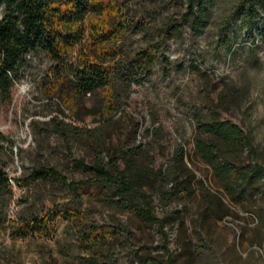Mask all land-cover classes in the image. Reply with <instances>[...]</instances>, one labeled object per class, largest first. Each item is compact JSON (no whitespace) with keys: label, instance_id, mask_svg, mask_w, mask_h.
<instances>
[{"label":"rangeland","instance_id":"obj_1","mask_svg":"<svg viewBox=\"0 0 264 264\" xmlns=\"http://www.w3.org/2000/svg\"><path fill=\"white\" fill-rule=\"evenodd\" d=\"M117 1L123 2L129 25L119 47L127 55L156 47L166 62L141 76L104 120L99 91L79 94L71 109L64 108L66 90L49 92L47 85L62 82L64 87L70 78L54 74L42 53L28 55L11 102L0 110L5 137L0 168L11 179L46 166L68 181H85L91 176L77 169L75 160L92 163L100 146L105 159L122 168V149L134 148L136 161L149 173L144 190L156 215L166 220L175 264H264V19L245 25L241 0H211L207 27L194 34L184 20L185 0ZM87 40L88 34L83 43ZM113 81L119 85L117 77ZM212 120L239 127L251 146L228 147L205 127ZM71 127L88 132L77 136ZM210 141L230 162L261 170V180L250 183L256 192L247 200L235 201L214 163L197 151V142ZM180 145L186 169L176 166L177 177L167 178L164 188L169 193L186 186L191 195L164 202L155 181L160 169L173 167ZM54 204L79 209L88 222L55 217L43 232L11 234L12 221L40 216ZM126 207L113 188L99 183L75 192L56 181L24 188L12 182L10 193L0 192V264H161L157 226ZM90 222L118 227L120 235L95 248L83 235Z\"/></svg>","mask_w":264,"mask_h":264},{"label":"trees","instance_id":"obj_2","mask_svg":"<svg viewBox=\"0 0 264 264\" xmlns=\"http://www.w3.org/2000/svg\"><path fill=\"white\" fill-rule=\"evenodd\" d=\"M174 2H178L175 0ZM188 12L184 20L191 23L194 34L203 33L209 18L211 0H185ZM122 1L117 0H0V110L11 102V92L20 80L19 68L28 55L42 53L51 63L52 71L59 76L70 78L62 87L48 83L49 92L66 90L62 95V105L71 109L79 94L97 90L101 93L100 115L107 120L123 99L122 94L138 83L141 76H150L153 69L161 62H166L165 55L158 54L156 47L141 50L134 55H127L118 44L125 37L129 25L123 13ZM240 14L242 22L251 26L257 20L264 19V0H241ZM171 27L166 29V33ZM181 26L178 25V30ZM88 34L87 42H84ZM83 48V50H82ZM77 53L74 61L73 55ZM119 85H114V78ZM200 124H204L200 121ZM205 127L230 148L251 146L249 135L227 122L212 120ZM75 135L79 129L71 127ZM0 139L5 137L0 133ZM124 147V146H123ZM197 151L208 162L214 163V172L226 192L237 202L247 200L256 190L250 185L260 181L261 170L253 167L245 170L219 155L216 143L197 142ZM136 149H122L124 165L116 166L114 161L105 159L101 147L95 151L93 162L88 164L83 159L75 160L77 169L91 176L85 181H68L52 167L40 166L22 178H9L0 168V192H11L12 182L18 188L27 187L34 182L56 181L70 187L73 191L84 190L87 186L99 183L113 188L120 200L133 208L149 224H155L162 238V263L175 264L170 252L165 219L159 218L153 210L150 195L144 190L143 177L149 176L148 170L139 164ZM186 152L180 145L173 167L167 171L159 170L155 184L162 201L189 197L188 187L165 190L167 178H176V166L186 169ZM183 181L175 183L180 185ZM221 203V199H218ZM54 204L44 214L28 219L19 218L11 222L12 235L23 237L28 231L43 232L49 221L55 217L86 224L88 219L79 209L62 207ZM121 229L110 225L88 223L83 233L84 238L95 248L104 242H111L120 235Z\"/></svg>","mask_w":264,"mask_h":264}]
</instances>
